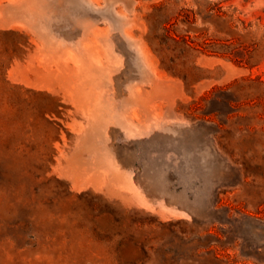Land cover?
Wrapping results in <instances>:
<instances>
[{
	"label": "rangeland",
	"instance_id": "obj_1",
	"mask_svg": "<svg viewBox=\"0 0 264 264\" xmlns=\"http://www.w3.org/2000/svg\"><path fill=\"white\" fill-rule=\"evenodd\" d=\"M0 264H264V0H0Z\"/></svg>",
	"mask_w": 264,
	"mask_h": 264
},
{
	"label": "trees",
	"instance_id": "obj_2",
	"mask_svg": "<svg viewBox=\"0 0 264 264\" xmlns=\"http://www.w3.org/2000/svg\"><path fill=\"white\" fill-rule=\"evenodd\" d=\"M176 39V38H175Z\"/></svg>",
	"mask_w": 264,
	"mask_h": 264
}]
</instances>
